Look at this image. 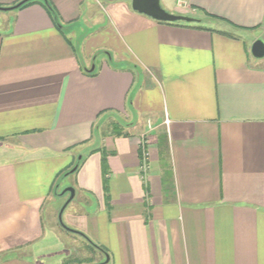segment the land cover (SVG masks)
Wrapping results in <instances>:
<instances>
[{"label": "crops", "instance_id": "obj_1", "mask_svg": "<svg viewBox=\"0 0 264 264\" xmlns=\"http://www.w3.org/2000/svg\"><path fill=\"white\" fill-rule=\"evenodd\" d=\"M20 1L0 0V264H264V57L241 35L264 0H159L203 28ZM64 176L105 251L86 239V262L47 209Z\"/></svg>", "mask_w": 264, "mask_h": 264}, {"label": "water", "instance_id": "obj_2", "mask_svg": "<svg viewBox=\"0 0 264 264\" xmlns=\"http://www.w3.org/2000/svg\"><path fill=\"white\" fill-rule=\"evenodd\" d=\"M24 1H26V0H22V1L18 2V4H16V6H14V7H18ZM131 7L134 10H136L140 13H144V14H146V15H148V16L156 19V20H159V21H178V20H182V21H186V22L195 21V19L192 17L168 12L167 10H165L160 5L159 0H131ZM11 8H13V7H2V6H0V10H8ZM250 54L254 58H258V59L264 57V40L263 39L257 38L251 43ZM78 158H80V156ZM76 168H77V164H75L71 168L70 172H73ZM65 191L69 192V197L58 211V215H57L58 221H59L60 225L64 229H66L67 231L77 233V234L85 237L88 241H90L81 231L72 229L63 223V221H62L63 210L65 209L67 204L73 199L74 194H75L73 187H67L63 190V192H65ZM105 261H108V255L107 254H106Z\"/></svg>", "mask_w": 264, "mask_h": 264}, {"label": "rangeland", "instance_id": "obj_3", "mask_svg": "<svg viewBox=\"0 0 264 264\" xmlns=\"http://www.w3.org/2000/svg\"><path fill=\"white\" fill-rule=\"evenodd\" d=\"M2 12L3 11H0V17L1 16H3L2 15ZM229 29V28H228ZM230 30V29H229ZM230 31H233L232 29L230 30ZM242 35V37L244 38V39H246V41L248 42V43H252L255 39H257V38H261V39H263L264 40V32H253V33H247V34H245V33H243V34H241ZM98 59H100L99 58V56H98ZM93 66V64H91V66H90V68ZM115 122L113 121V120H109V121H107L106 123H105V125H103V127H101V132L102 131H107V130H110L111 129V125L112 124H114ZM125 123V122H124ZM98 134H99V132H98ZM67 181H68V179H66V177L64 176V177H61L60 179H59V181H58V185H59V189H60V191L62 192L63 191V189H64V185L67 183ZM63 187V188H62ZM60 192V193H61ZM68 197H69V193H65L64 195H58V197L56 198V201H50V202H48V205H47V209L50 207V206H53V207H55L56 209H58V211H59V209L62 207V205L66 202V200L68 199ZM79 199V197L78 196H76V199L75 200H78ZM74 200V199H73ZM72 200V201H73ZM75 200L73 201V202H75ZM69 202L68 203V205L66 206V208H65V210H64V214H62V221H63V223L66 225V226H68V227H70V228H72V229H75V230H78V228H75V226H73L72 224L70 225V224H68V222L66 221L67 219H66V214L69 212V210H71V205L73 204V202ZM80 231V230H79ZM66 234H69L70 236H72L71 238H73V239H75L76 241H77V243H74V246H75V250L76 251H74V254H73V257H77L80 261H83V262H86V261H88V257L85 255L84 256V254H83V245L84 244H86V246H88L87 245V241H86V239L83 237V236H81V235H79V234H75V233H67V232H65ZM90 243V242H89ZM92 246V244H89V246ZM76 258V261L78 260ZM74 260V259H73Z\"/></svg>", "mask_w": 264, "mask_h": 264}, {"label": "trees", "instance_id": "obj_4", "mask_svg": "<svg viewBox=\"0 0 264 264\" xmlns=\"http://www.w3.org/2000/svg\"><path fill=\"white\" fill-rule=\"evenodd\" d=\"M33 2H38L40 3L43 7H45V9L48 11V13L52 16L53 13H54V8L50 5V3L48 4H45L43 3L41 0H26L24 1L21 5H19L20 7L22 6H25L27 4H30V3H33ZM164 23H167V24H172V25H177V26H184V27H193V28H203L202 27V24L200 22H194V21H191V22H186V21H181V20H178V21H162ZM220 33L222 34H225V35H228V36H231L232 34L231 33H228V32H225V31H219ZM124 122H121V121H117L116 123L112 124L111 125V132L113 133H116V134H119V126L120 125H124L123 124ZM85 238V237H84ZM86 239V238H85ZM90 242V241H88ZM89 244H92V246L94 247H97L99 250H101L102 252H105L101 247L99 246H96L94 243L90 242Z\"/></svg>", "mask_w": 264, "mask_h": 264}, {"label": "built area", "instance_id": "obj_5", "mask_svg": "<svg viewBox=\"0 0 264 264\" xmlns=\"http://www.w3.org/2000/svg\"><path fill=\"white\" fill-rule=\"evenodd\" d=\"M168 120H165V122L167 123Z\"/></svg>", "mask_w": 264, "mask_h": 264}]
</instances>
